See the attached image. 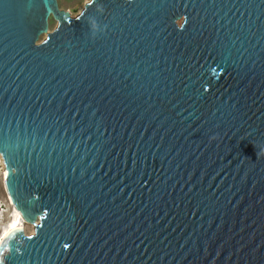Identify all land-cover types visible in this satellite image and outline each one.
Instances as JSON below:
<instances>
[{"label":"water","instance_id":"water-1","mask_svg":"<svg viewBox=\"0 0 264 264\" xmlns=\"http://www.w3.org/2000/svg\"><path fill=\"white\" fill-rule=\"evenodd\" d=\"M5 148L16 264H264V0H0Z\"/></svg>","mask_w":264,"mask_h":264},{"label":"rangeland","instance_id":"rangeland-1","mask_svg":"<svg viewBox=\"0 0 264 264\" xmlns=\"http://www.w3.org/2000/svg\"><path fill=\"white\" fill-rule=\"evenodd\" d=\"M91 0H58L59 7L62 10L68 11L71 17H76L80 14L87 2ZM57 25V22L53 19L50 21V28L53 29ZM45 35H43L39 41H41ZM5 168L3 164V160L0 157V223L4 225L7 220H9L11 215V208L13 204L10 201L8 196L7 189L3 184V177L1 176V171ZM9 199V200H8ZM12 204V205H11ZM9 212V213H8ZM38 222V219H37ZM1 226V225H0ZM26 226V234H33L34 233V224L25 222Z\"/></svg>","mask_w":264,"mask_h":264},{"label":"snow or ice","instance_id":"snow-or-ice-1","mask_svg":"<svg viewBox=\"0 0 264 264\" xmlns=\"http://www.w3.org/2000/svg\"><path fill=\"white\" fill-rule=\"evenodd\" d=\"M10 149H0V153L3 156H9ZM5 179L9 173H5ZM18 225L13 223L6 230L0 231V264H16L19 257L16 255L18 249H15L12 241L14 240L15 234L19 231ZM29 240L32 237L28 238ZM65 248H68L69 245L65 244ZM7 253V254H6Z\"/></svg>","mask_w":264,"mask_h":264},{"label":"bare ground","instance_id":"bare-ground-1","mask_svg":"<svg viewBox=\"0 0 264 264\" xmlns=\"http://www.w3.org/2000/svg\"><path fill=\"white\" fill-rule=\"evenodd\" d=\"M4 164V163H3ZM1 176L3 177V184L5 185L6 187V184H5V175H4V168H3V171H1ZM7 189V188H6ZM8 192V191H7ZM9 196V195H8ZM9 200V199H8ZM12 205V204H11ZM9 213V212H8ZM1 214V213H0ZM17 224L18 225V228H22V232H25L26 231V226H25V220L23 219V217L21 216L20 214V211L19 210H16V208L14 207V204L11 208V215H10V218L9 220L6 221V223L4 225H2L0 223V231L2 230H6L11 224Z\"/></svg>","mask_w":264,"mask_h":264},{"label":"flooded vegetation","instance_id":"flooded-vegetation-1","mask_svg":"<svg viewBox=\"0 0 264 264\" xmlns=\"http://www.w3.org/2000/svg\"><path fill=\"white\" fill-rule=\"evenodd\" d=\"M52 20V18L50 19V21Z\"/></svg>","mask_w":264,"mask_h":264}]
</instances>
